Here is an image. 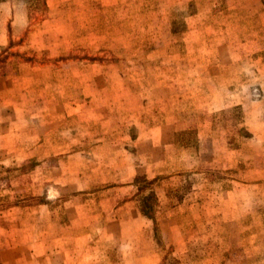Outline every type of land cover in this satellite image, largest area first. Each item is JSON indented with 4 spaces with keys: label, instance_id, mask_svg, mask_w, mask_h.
Returning a JSON list of instances; mask_svg holds the SVG:
<instances>
[{
    "label": "rangeland",
    "instance_id": "1",
    "mask_svg": "<svg viewBox=\"0 0 264 264\" xmlns=\"http://www.w3.org/2000/svg\"><path fill=\"white\" fill-rule=\"evenodd\" d=\"M0 264H264V1L0 3Z\"/></svg>",
    "mask_w": 264,
    "mask_h": 264
},
{
    "label": "trees",
    "instance_id": "2",
    "mask_svg": "<svg viewBox=\"0 0 264 264\" xmlns=\"http://www.w3.org/2000/svg\"><path fill=\"white\" fill-rule=\"evenodd\" d=\"M5 1H8V0H0V3L5 2ZM34 1H36V0H34ZM263 1H264V0H263Z\"/></svg>",
    "mask_w": 264,
    "mask_h": 264
}]
</instances>
